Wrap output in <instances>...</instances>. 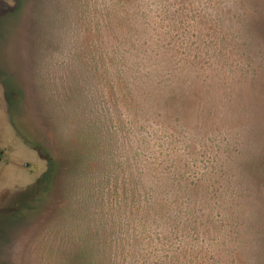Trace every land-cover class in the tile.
I'll use <instances>...</instances> for the list:
<instances>
[{
  "label": "rangeland",
  "instance_id": "1",
  "mask_svg": "<svg viewBox=\"0 0 264 264\" xmlns=\"http://www.w3.org/2000/svg\"><path fill=\"white\" fill-rule=\"evenodd\" d=\"M0 264H264V0H0Z\"/></svg>",
  "mask_w": 264,
  "mask_h": 264
}]
</instances>
